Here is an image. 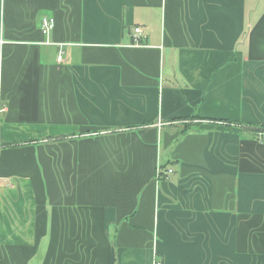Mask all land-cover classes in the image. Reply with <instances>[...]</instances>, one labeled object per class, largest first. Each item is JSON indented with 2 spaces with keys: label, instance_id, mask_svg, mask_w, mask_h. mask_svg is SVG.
I'll list each match as a JSON object with an SVG mask.
<instances>
[{
  "label": "crops",
  "instance_id": "0c3cea01",
  "mask_svg": "<svg viewBox=\"0 0 264 264\" xmlns=\"http://www.w3.org/2000/svg\"><path fill=\"white\" fill-rule=\"evenodd\" d=\"M0 105V264H264V0H0Z\"/></svg>",
  "mask_w": 264,
  "mask_h": 264
},
{
  "label": "built area",
  "instance_id": "2783aa9c",
  "mask_svg": "<svg viewBox=\"0 0 264 264\" xmlns=\"http://www.w3.org/2000/svg\"><path fill=\"white\" fill-rule=\"evenodd\" d=\"M55 26V21L53 18L51 17H44L41 20V32L48 36L50 34V32L54 29ZM140 37H141V29L136 27L133 29V39H132V44L133 45H140ZM63 60V51L59 50L58 55H57V59L56 61L58 63H61ZM5 111V107L0 105V115L2 113H4ZM173 173V171L171 169H164L163 167L158 166L156 169V178L157 179H164L169 177V175H171Z\"/></svg>",
  "mask_w": 264,
  "mask_h": 264
},
{
  "label": "trees",
  "instance_id": "16d2710c",
  "mask_svg": "<svg viewBox=\"0 0 264 264\" xmlns=\"http://www.w3.org/2000/svg\"><path fill=\"white\" fill-rule=\"evenodd\" d=\"M195 119H200V117L195 115V116L189 118L190 121L195 120ZM184 120H186V119H184ZM190 127H191L190 125H185L183 128V131L190 129Z\"/></svg>",
  "mask_w": 264,
  "mask_h": 264
}]
</instances>
